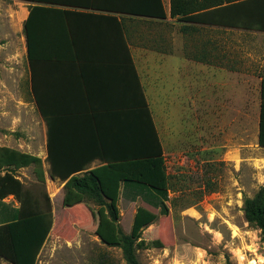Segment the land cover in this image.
Returning a JSON list of instances; mask_svg holds the SVG:
<instances>
[{
    "label": "rangeland",
    "instance_id": "obj_1",
    "mask_svg": "<svg viewBox=\"0 0 264 264\" xmlns=\"http://www.w3.org/2000/svg\"><path fill=\"white\" fill-rule=\"evenodd\" d=\"M26 15L23 1L0 0V145L42 159L44 184L34 165L14 172L41 202L50 198L53 227L37 264H126L110 240L119 227L137 237L141 264H264L261 231L244 212L245 199L264 188L258 140L264 36L215 30L223 67L214 74L208 53L193 48L212 30L170 23L166 52L143 55L168 190L124 183L121 218L112 223L91 200L66 206V183L50 178L46 124L31 91ZM18 205L13 196L0 200V224L16 218Z\"/></svg>",
    "mask_w": 264,
    "mask_h": 264
},
{
    "label": "crops",
    "instance_id": "obj_2",
    "mask_svg": "<svg viewBox=\"0 0 264 264\" xmlns=\"http://www.w3.org/2000/svg\"><path fill=\"white\" fill-rule=\"evenodd\" d=\"M162 1L165 19L125 12L121 10L124 0L23 1L27 5L25 21L31 7H40L33 10L31 19L30 84L42 118L52 120V165H86L92 170L107 164L108 158L137 157L146 151L144 97L156 120L148 88V65H141V61L143 55L166 52L170 23H182L197 33L212 30V35L208 33L195 43L194 52L208 53L213 74L217 66L223 67L216 62L215 30L235 28L172 18L171 0ZM128 2L137 5L141 1ZM238 30L264 36L263 31ZM258 47L264 50V43L258 42ZM26 49L28 54L27 40ZM261 63L264 65V60ZM123 190L124 183L120 197ZM4 263L0 258V264Z\"/></svg>",
    "mask_w": 264,
    "mask_h": 264
},
{
    "label": "trees",
    "instance_id": "obj_3",
    "mask_svg": "<svg viewBox=\"0 0 264 264\" xmlns=\"http://www.w3.org/2000/svg\"><path fill=\"white\" fill-rule=\"evenodd\" d=\"M20 1L52 4V0ZM124 1L126 4L122 5L121 10L125 12L166 18L162 0H139L141 2L137 5H132L129 0ZM37 8H40L39 5L30 8V15L24 22L30 68L33 61L31 19L33 10ZM170 16L191 24L264 32V0H171ZM31 91L33 94L32 87ZM260 95L258 140L259 145L264 147V76ZM144 104L147 117L146 151L137 157L108 158L107 164L92 170L86 165H52V120L44 117L48 126L49 175L53 181L60 179L66 183V206L73 207L91 200L97 206L107 209L112 223H118L121 218L118 203L123 183H138L160 192L168 190L162 139L145 97ZM36 105L39 109L37 101ZM32 165L35 166L38 180L44 184L45 174L39 156L0 145V200L13 196L20 204L16 218L12 222L0 224V258L6 262L4 264H37L52 231L53 215L49 196L45 194L44 201L41 202L25 188V184L14 173ZM244 212L247 221L261 231L264 240V188L254 198L245 199ZM110 240H117L126 264H141L136 250L137 237L123 232L119 227Z\"/></svg>",
    "mask_w": 264,
    "mask_h": 264
}]
</instances>
